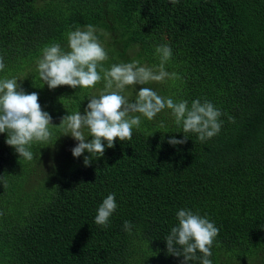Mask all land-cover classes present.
Segmentation results:
<instances>
[{
	"label": "trees",
	"instance_id": "trees-1",
	"mask_svg": "<svg viewBox=\"0 0 264 264\" xmlns=\"http://www.w3.org/2000/svg\"><path fill=\"white\" fill-rule=\"evenodd\" d=\"M89 24L107 52L105 69L138 60L158 70L156 48L171 47L165 71L177 78L128 87L130 101L142 87L189 108L207 100L222 113L221 130L170 145L184 136L165 109L142 118L130 141L105 142L88 167L90 154L75 158L78 141L62 129L32 145L31 161L0 134V264H184L165 242L181 209L219 229L212 264H264V0H0V80L36 92L55 126L83 115L104 82L50 90L37 61L52 43L68 51L67 33ZM109 194L117 209L104 228L95 216Z\"/></svg>",
	"mask_w": 264,
	"mask_h": 264
},
{
	"label": "clouds",
	"instance_id": "clouds-1",
	"mask_svg": "<svg viewBox=\"0 0 264 264\" xmlns=\"http://www.w3.org/2000/svg\"><path fill=\"white\" fill-rule=\"evenodd\" d=\"M170 3L175 5L178 0H170ZM95 31L91 24L86 30L77 28L69 31L68 51L62 50L59 43H52L43 48L37 61L39 77L50 90L61 86L93 89L103 80V89L88 99L83 115L80 110L73 112L64 116L59 126H55L50 114L43 111L38 103L36 92L26 94L15 78L0 80V134L7 133L6 144L15 149L20 159L31 161L32 145L47 143L52 136L51 129L55 127L63 130L62 136H71L78 141L72 149L75 158H80L85 152L90 154L84 156V165L88 167L93 160L103 157L105 142L107 148L112 149L117 139L122 143L130 141L133 129L140 127L142 118L151 121L165 109L170 110L175 124L182 127L184 136L183 140L173 137L168 141L170 145L186 143L188 134H195L203 143L220 132L219 118L222 113L207 100L201 103L197 99L189 108L187 101L176 103L171 98L161 97L150 87H142L133 101L123 94L128 87L134 88L135 85L176 79V73L165 71V64L172 55L171 47L156 48L160 57L158 70L141 66L138 60L105 69L102 62L107 59V52ZM4 67L0 57V71ZM89 137L91 142H86ZM116 209L115 195L109 194L97 210L95 224L107 228ZM177 220L178 225L172 227L165 237L168 254L183 257L184 264L197 259L201 260V264H212L209 257L212 256L211 248L219 229L209 219L186 209L177 212ZM123 227L131 234V222L125 221ZM197 252L201 256L198 257Z\"/></svg>",
	"mask_w": 264,
	"mask_h": 264
}]
</instances>
